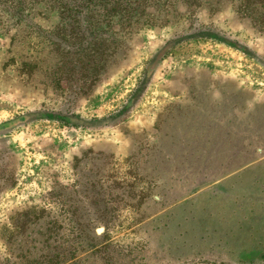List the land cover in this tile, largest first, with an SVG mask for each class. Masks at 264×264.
Listing matches in <instances>:
<instances>
[{
    "label": "rangeland",
    "instance_id": "obj_1",
    "mask_svg": "<svg viewBox=\"0 0 264 264\" xmlns=\"http://www.w3.org/2000/svg\"><path fill=\"white\" fill-rule=\"evenodd\" d=\"M248 4L143 2L87 95L53 82L56 10L29 0L14 27L0 9V264H262L246 246L264 226V9ZM194 216L223 242L194 240Z\"/></svg>",
    "mask_w": 264,
    "mask_h": 264
},
{
    "label": "trees",
    "instance_id": "obj_2",
    "mask_svg": "<svg viewBox=\"0 0 264 264\" xmlns=\"http://www.w3.org/2000/svg\"><path fill=\"white\" fill-rule=\"evenodd\" d=\"M9 2L0 1V9L6 12L7 16L13 18L15 26L26 22L25 18L30 15L28 12L29 0H7ZM46 3L49 7L56 10L59 14V24L52 33L53 36L46 37V41L51 47L55 59L52 70L53 82L57 87H60L62 80L73 84L71 90L78 95H87L95 84L99 81L101 75L107 69L106 61L108 60L109 51L116 42L115 35H119L114 27L121 24H131L128 20L138 12L143 2L148 0H38ZM187 4V8L195 12L201 6V0H183ZM249 6L253 10L264 9V0H249ZM247 5V7H248ZM138 21V20H137ZM33 25V24H32ZM195 25V24H194ZM27 27H29L27 23ZM39 32V30H37ZM115 35H114V33ZM201 38L221 41L222 43L232 45L229 40L218 34L207 32L200 34ZM45 37V36H44ZM197 38V36H195ZM234 45V44H233ZM114 48V47H113ZM116 49V48H114ZM48 53H51L48 51ZM62 57V62L58 61V56ZM51 65V64H50ZM49 71L52 68L48 66ZM65 72L61 78L57 72ZM50 117L63 122L65 125H72V117L70 115H54ZM248 169V168H243ZM197 223L196 232L199 242L208 241V238L215 241L223 242V239L218 240L217 236H213L216 230L209 234L206 224H202L197 217L194 216L189 220ZM241 228V229H240ZM240 230L245 228L240 226ZM248 251L252 254L256 261L264 264V226L254 232V227L249 229ZM185 234L182 233V236ZM193 240V241H194ZM227 244L229 240L224 238ZM186 243V241L184 240ZM225 244V243H224Z\"/></svg>",
    "mask_w": 264,
    "mask_h": 264
},
{
    "label": "water",
    "instance_id": "obj_3",
    "mask_svg": "<svg viewBox=\"0 0 264 264\" xmlns=\"http://www.w3.org/2000/svg\"><path fill=\"white\" fill-rule=\"evenodd\" d=\"M99 232H102L101 230Z\"/></svg>",
    "mask_w": 264,
    "mask_h": 264
}]
</instances>
